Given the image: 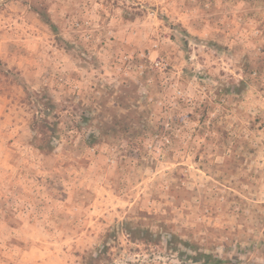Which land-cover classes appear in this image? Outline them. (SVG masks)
I'll list each match as a JSON object with an SVG mask.
<instances>
[{
	"label": "rangeland",
	"instance_id": "rangeland-1",
	"mask_svg": "<svg viewBox=\"0 0 264 264\" xmlns=\"http://www.w3.org/2000/svg\"><path fill=\"white\" fill-rule=\"evenodd\" d=\"M137 214L156 243L101 264H264V0H0V264H89Z\"/></svg>",
	"mask_w": 264,
	"mask_h": 264
},
{
	"label": "trees",
	"instance_id": "trees-1",
	"mask_svg": "<svg viewBox=\"0 0 264 264\" xmlns=\"http://www.w3.org/2000/svg\"><path fill=\"white\" fill-rule=\"evenodd\" d=\"M53 26V25H52ZM252 73V71L250 72ZM248 76L249 74H247L246 79L244 78V80L241 81L242 84H247L248 81ZM232 88H235V86H233ZM53 102V100H51V103ZM54 106H52L50 108V112L53 111ZM47 113V115L42 116L41 120H37V122H40L39 124H43L42 125V130L39 131L40 135L42 136L41 140L39 139L38 136L34 137V140L36 142L35 143V148L38 149L41 152H44L46 154L50 153L53 151L54 147L52 144V140L53 138L57 135L60 136L61 134V130L58 126V115L57 114H53L55 118H57V120L55 121H51L49 118V113ZM52 113V112H51ZM137 117H140L141 114H139L138 112ZM46 128V129H45ZM105 130H108L105 129ZM136 136L139 135V130H136L135 132ZM160 136L162 138H164V140H169L170 138L168 137V135L170 134L168 129L166 130H162L159 132ZM99 132L96 131H92L88 134V136L85 139V144L87 147H94L98 140L99 137ZM40 140V142L42 143H38L37 141ZM135 142V140H134ZM142 140H139L137 144H141ZM147 216L143 215V214H137V215H133V216H128L126 219L122 220L119 224L118 227H115L113 230H110L108 232V234L105 236V241L104 244L100 247H97L96 252L90 254L89 256H87V263L89 264H101L103 261H108L110 260V252H109V246L107 243V238H110L111 235L113 234L112 239L117 240V233L121 232V233H126V236L128 237V240H139L140 242L143 243H153L155 242V234L153 232H151L149 230V228H146L142 222V219L146 218ZM163 228L165 230H167L168 226L167 224H163L162 225ZM116 233V234H114ZM176 240V235L175 234H171L170 235V239L168 240L169 245L171 246V243H173ZM156 243V242H155ZM193 259L198 260L203 258V262L206 264H221L223 262L222 259H217L213 254L211 253H207V252H201V251H197L196 254H194L192 256ZM85 264V263H83Z\"/></svg>",
	"mask_w": 264,
	"mask_h": 264
},
{
	"label": "built area",
	"instance_id": "built-area-1",
	"mask_svg": "<svg viewBox=\"0 0 264 264\" xmlns=\"http://www.w3.org/2000/svg\"><path fill=\"white\" fill-rule=\"evenodd\" d=\"M155 64L158 66V65L161 64V62L160 61H155Z\"/></svg>",
	"mask_w": 264,
	"mask_h": 264
}]
</instances>
